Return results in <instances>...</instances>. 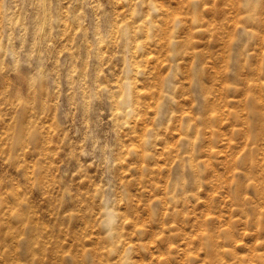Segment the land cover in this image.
I'll return each mask as SVG.
<instances>
[{
    "label": "rangeland",
    "instance_id": "obj_1",
    "mask_svg": "<svg viewBox=\"0 0 264 264\" xmlns=\"http://www.w3.org/2000/svg\"><path fill=\"white\" fill-rule=\"evenodd\" d=\"M0 264H264V0H0Z\"/></svg>",
    "mask_w": 264,
    "mask_h": 264
},
{
    "label": "bare ground",
    "instance_id": "obj_2",
    "mask_svg": "<svg viewBox=\"0 0 264 264\" xmlns=\"http://www.w3.org/2000/svg\"><path fill=\"white\" fill-rule=\"evenodd\" d=\"M138 93H139V91H138ZM132 111V110H131ZM125 113V112H124ZM126 113H127V110H126ZM128 114V113H127ZM133 150L134 148H131V147H129V150ZM135 151V150H134ZM110 218V217H109Z\"/></svg>",
    "mask_w": 264,
    "mask_h": 264
}]
</instances>
